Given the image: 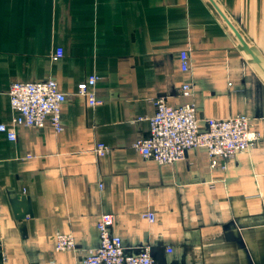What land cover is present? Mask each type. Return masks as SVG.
<instances>
[{
    "label": "crops",
    "instance_id": "obj_1",
    "mask_svg": "<svg viewBox=\"0 0 264 264\" xmlns=\"http://www.w3.org/2000/svg\"><path fill=\"white\" fill-rule=\"evenodd\" d=\"M92 76L95 107L77 94ZM48 80L67 96L62 131H0V264H79L105 213L127 253L150 245L159 264H264V0H0V124L13 82ZM160 97L201 121L245 115L260 140L226 171L203 147L145 159L133 145ZM58 232L77 249L56 251Z\"/></svg>",
    "mask_w": 264,
    "mask_h": 264
},
{
    "label": "built area",
    "instance_id": "obj_2",
    "mask_svg": "<svg viewBox=\"0 0 264 264\" xmlns=\"http://www.w3.org/2000/svg\"><path fill=\"white\" fill-rule=\"evenodd\" d=\"M62 56L59 49L53 60ZM189 53L181 52L183 71L190 68ZM97 77L92 76L78 85L77 94L86 96L89 105L95 107L101 103L93 91ZM180 96L191 97L192 87L183 85ZM12 121L9 125L0 124V131L5 132L11 141L17 139L18 127L41 129L53 127L61 132V106L67 96L58 88L55 80L45 82H13L9 89ZM155 114L149 119L150 130L146 137L137 140L133 148L145 159H152L160 164H172L186 158L193 147H203L208 151L212 168L219 167L226 171L230 161L238 154L253 149L260 140L255 124L245 115L228 119L198 118L197 107L193 103L171 106L164 97L155 99ZM109 148L99 143L95 149L97 155L108 152ZM143 218L153 222V213H145ZM114 217L105 213L99 217L97 228L100 245L89 249L88 254L79 264H159L152 256L150 245L137 253H127L122 239L111 232ZM56 251H75L77 244L68 233L56 234Z\"/></svg>",
    "mask_w": 264,
    "mask_h": 264
}]
</instances>
